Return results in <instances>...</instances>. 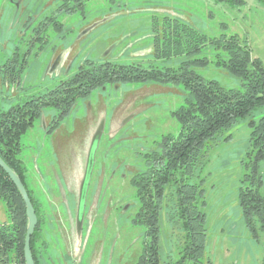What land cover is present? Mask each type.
Listing matches in <instances>:
<instances>
[{"label": "rangeland", "instance_id": "obj_1", "mask_svg": "<svg viewBox=\"0 0 264 264\" xmlns=\"http://www.w3.org/2000/svg\"><path fill=\"white\" fill-rule=\"evenodd\" d=\"M45 1L23 0L21 8L36 6L42 10ZM2 4L0 0V7ZM87 5L92 18H84L81 13L60 15L63 30L61 33L49 30V42L42 46L37 40L29 44L28 34L24 37L18 34L21 8L14 24L9 21L12 26L8 28L11 5L0 10L1 109L46 93L84 66L85 60L164 68L176 67L187 58H205L206 64L192 66L197 73L224 88L244 90V81L224 67L226 52L222 47L207 43L190 57L155 59L151 18L163 14L179 17L208 38L223 41L235 36L248 45L252 57L264 64V2L245 0L239 5L216 0H90ZM101 13L104 16L98 18ZM89 20L95 23L85 26ZM15 51L19 62L26 59L20 82L9 78L4 65ZM184 95L180 85L167 83L108 84L77 99L51 134L46 133V125L57 115L56 109L47 106L34 119L20 137L18 157L28 170L29 188L39 193L42 202L46 186L52 180L63 194L74 196L76 202L92 136L103 122L80 229L76 219L71 220L67 213L62 215L58 234L49 235L44 256L47 263H136L142 252L145 228L131 223L138 204L130 178L144 168L145 154L157 148L162 136L179 131L180 124L172 112ZM250 118L238 119L206 141L201 163L190 180L199 183L204 191L207 232L200 264L209 261L210 264H264V234L257 230L258 237L251 236L238 205V190L244 175L251 170L255 153L248 125ZM258 171L263 181L260 192L264 195V159ZM7 221L5 205L0 200V223ZM160 229V264H178L182 255L181 233L165 221ZM183 264L194 263L186 260Z\"/></svg>", "mask_w": 264, "mask_h": 264}, {"label": "trees", "instance_id": "obj_2", "mask_svg": "<svg viewBox=\"0 0 264 264\" xmlns=\"http://www.w3.org/2000/svg\"><path fill=\"white\" fill-rule=\"evenodd\" d=\"M216 1L245 3V0ZM151 34L155 59L190 57L199 53L207 43L222 47L226 52L222 61L224 67L244 81V90L224 88L217 81L205 79L197 73L192 66L206 64L205 58H187L180 60L176 67L164 68L107 61L89 63L88 67H82L46 93L30 96L7 109L0 108V157L21 179L37 217L30 239L34 264H51L44 257L50 239L44 240L41 235L40 201L29 188L27 168L18 157L20 137L44 107H57L59 117H62L77 99L85 98L93 90L108 84L167 83L180 85L185 92L182 102L172 112L180 124L179 131L162 136L157 148L145 154L144 168L130 178L138 203L131 223L145 228L142 252L135 264H160L163 221L181 233L182 255L177 263L183 264L186 260L201 263L207 232L204 191L199 183L190 180L201 163L206 141L246 117H252L248 125L255 153L251 170L244 175L238 190V205L251 236L256 239L257 230L264 233V195L260 192L263 181L258 171L259 163L264 159V64L259 58L252 57L248 45L235 36L223 41L208 38L205 33L170 14L151 18ZM257 114L260 115L256 118ZM0 200L8 217L7 222L0 223V264H25V204L16 185L1 167Z\"/></svg>", "mask_w": 264, "mask_h": 264}, {"label": "flooded vegetation", "instance_id": "obj_3", "mask_svg": "<svg viewBox=\"0 0 264 264\" xmlns=\"http://www.w3.org/2000/svg\"><path fill=\"white\" fill-rule=\"evenodd\" d=\"M22 1L23 0H19V2H17V0H3V4L1 5L0 10H2V8L7 6L8 4H10L12 11H13L10 19H9V15H8V20L6 21L7 28L14 24V18L17 15L18 9L21 8ZM89 1L90 0H46L45 4L43 6V9L46 7L44 10L43 9L41 10L40 8H36V6H34L33 9L32 8L31 9L26 8L23 10L21 8L23 14L21 16V19H19L20 28L18 30V34L20 36H23V37L28 34L30 36L29 37V44H31L35 40H37L41 44V46L43 43H46V42H47L46 44H48V42H49L48 37H47L48 31L49 30H55L56 32L61 33V31L64 28L63 22L58 19V17L60 15H62V14L63 15H70L73 13H81L82 17H84V18L85 17H91V15L89 14V11L87 10V6H88L87 2H89ZM16 2H17V4H15ZM27 10H28V15L26 16ZM90 13H92V12H90ZM100 15L101 16H99L98 18L104 16L103 13H101ZM9 21L12 22V25H9ZM94 21L93 20L87 21L85 26H88V25L90 26L91 24H94L95 23ZM13 54H14L13 56H10L8 58V60L4 62V65L7 66V69H8L7 71L9 72V75H8L9 78L12 80H17V82H20L19 81L20 80V72L22 71V67L26 64V59L22 58L21 62H19V60H20L18 58L19 54H17L16 51ZM107 61L108 60L102 61V62H95V61H91V60H85V65L84 66L81 65L79 67V69H81L82 67H88L89 63L98 64V63H103V62H107ZM71 76H69V77H71ZM14 77H17V78H14ZM69 77H67V78H69ZM67 78H65V79H67ZM65 79H63V80H65ZM63 80H61V81H63ZM102 87H105V85ZM74 104L70 107V109L74 106ZM50 107H53L54 109H56L57 115H55L53 117L51 123L46 125L47 126L46 133H48V134H51L60 125V123L62 122L65 115H67V113L70 111V109H69L65 115H63L62 117H59V111L60 110L54 106H50ZM42 110L40 112V115L37 118H39L41 116ZM95 152H96V150H95ZM87 154H88V152H87ZM86 160H87V157L85 159V163L83 166L84 167L83 168V174L85 171ZM95 162L96 161H95V154H94V161H93V166H92V170H91V174H90V179H91V175L93 173ZM50 170H51V168H50ZM139 171H137V173ZM83 174H82L81 179L79 181L76 202L74 201L75 198L73 199L74 196H72V195L66 196V194H63L60 186L54 185L53 180L51 181L52 184H50V185L48 184L46 186L47 193H46V197H44V201H43L44 203L39 199V193L36 191H33V194H36L37 198L40 201V206L38 207V213H39V216L41 219V235L44 238V240H47V238H49V235H51L53 233L55 235L58 234L57 229L59 228L60 218H62V215L65 216V213H67L68 217L71 220L73 218V221L77 218L78 201H79V188H80V182L82 180ZM100 174H102L101 171H100L99 175ZM110 174H105V175L107 177H110L111 176ZM27 175L29 176L28 170H27ZM90 179H89V181H90ZM88 184H89V182H88ZM87 188H88V185H87ZM94 188H97V185H95ZM86 195H87V189H86V194H85V198H84L82 220H83V216H84V212H85L84 209H85ZM42 203L44 204V206L42 205ZM61 211H63V213ZM70 213L72 216L69 215ZM261 233H263V232H261Z\"/></svg>", "mask_w": 264, "mask_h": 264}, {"label": "water", "instance_id": "obj_4", "mask_svg": "<svg viewBox=\"0 0 264 264\" xmlns=\"http://www.w3.org/2000/svg\"><path fill=\"white\" fill-rule=\"evenodd\" d=\"M103 122L98 126L96 131L94 132L89 149L87 154V160L85 164V171L80 182L79 188V201H78V213L76 218L77 228L80 229L82 223V215H83V207H84V198L86 194L87 185L90 179V174L93 166L94 161V154L96 147L98 145V141L102 132ZM0 167L5 171V173L9 176V178L13 181L16 185L17 189L19 190L21 197L25 204V214L27 217V227L26 232L24 235V244H23V255L25 264H34V260L31 254V247H30V239L34 232L35 226L37 224V217L35 214V209L31 203V200L28 196L27 190L22 183L19 176L1 159L0 157Z\"/></svg>", "mask_w": 264, "mask_h": 264}]
</instances>
